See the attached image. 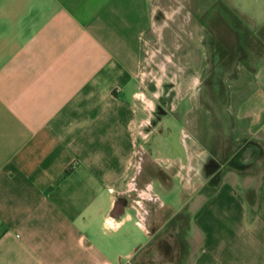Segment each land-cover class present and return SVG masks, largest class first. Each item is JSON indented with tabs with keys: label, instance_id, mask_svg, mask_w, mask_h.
<instances>
[{
	"label": "crops",
	"instance_id": "crops-1",
	"mask_svg": "<svg viewBox=\"0 0 264 264\" xmlns=\"http://www.w3.org/2000/svg\"><path fill=\"white\" fill-rule=\"evenodd\" d=\"M237 17V104L224 111L250 167L207 193L194 191L201 152L180 162L197 197L189 264H264V168L252 169L264 161V0H239ZM153 20L152 0H0V264L150 258L162 206L142 179L139 74Z\"/></svg>",
	"mask_w": 264,
	"mask_h": 264
},
{
	"label": "rangeland",
	"instance_id": "rangeland-1",
	"mask_svg": "<svg viewBox=\"0 0 264 264\" xmlns=\"http://www.w3.org/2000/svg\"><path fill=\"white\" fill-rule=\"evenodd\" d=\"M237 4L239 0H152L154 20L146 34L139 74V91L144 98V102L139 100V103L145 104L147 115V135L140 141L145 157L142 179L152 183L159 196L156 204L162 207L154 220L161 227V233L168 228L163 224L164 218L171 216L179 219L176 231L183 240L188 234L189 203L196 202L197 197L178 173L179 164L188 163L191 151L207 154L213 146L221 151L222 143L231 140L224 117L225 101L222 99L215 111L197 93L205 65L202 31H209L210 38L229 37L230 51L237 58V20L241 21L237 17ZM245 25L250 31L249 24ZM236 84L237 80L233 87ZM236 93L230 99L234 105L237 104ZM229 168V164L224 165L218 174ZM263 168L264 161L252 166L257 172ZM200 181L196 175L194 191ZM203 189L212 193L215 185ZM161 246L167 252L166 246ZM185 253L186 248L177 264H189ZM140 263L150 264L149 257Z\"/></svg>",
	"mask_w": 264,
	"mask_h": 264
},
{
	"label": "flooded vegetation",
	"instance_id": "flooded-vegetation-1",
	"mask_svg": "<svg viewBox=\"0 0 264 264\" xmlns=\"http://www.w3.org/2000/svg\"><path fill=\"white\" fill-rule=\"evenodd\" d=\"M202 32L204 34L203 43L205 46V65L203 67L202 74H200L199 76V87L197 93H199L203 97V100L207 101L211 109L213 108L215 111H217V104L221 105L222 99L225 101L226 104L229 103L231 99L233 84L234 81L237 80V58L230 51V45L228 43V40L230 39L229 37L224 35L222 37L218 36L217 39L215 37L210 38L209 31L203 29ZM216 59H218L217 62L215 61ZM235 63L236 69L233 72V67L235 66ZM219 68L223 70L224 75L219 85L217 86L216 75L218 74ZM224 115V117H226L225 111ZM228 126V132L231 137V140L228 141V143L225 141L222 143L223 147L221 148V151H217L213 146V149H211L207 154L201 153L198 156V160L201 163V170H194V181L195 176L197 175V180H201V182H203L202 185H204V187L209 186L211 184L216 174L220 172V166L222 164L226 165L232 161L240 162L238 160L237 153L242 148V142L238 141L232 133L231 126H233V123H231L230 125L228 123ZM177 215L175 216L176 218ZM163 224L168 227L166 231L172 229L176 232L180 242V236L176 231L178 230L179 219L175 220L171 216H166V218H164ZM165 232H160L159 235H162ZM163 244L167 248V253H170L173 249L172 245L165 239L162 242V245Z\"/></svg>",
	"mask_w": 264,
	"mask_h": 264
},
{
	"label": "water",
	"instance_id": "water-1",
	"mask_svg": "<svg viewBox=\"0 0 264 264\" xmlns=\"http://www.w3.org/2000/svg\"><path fill=\"white\" fill-rule=\"evenodd\" d=\"M223 70L218 69V74L216 75V84L219 85L223 77ZM252 161V158L248 153H244V163ZM165 240L169 241L173 249L170 253L166 252V249L161 246L162 242ZM151 264H177L181 255V245L177 234L172 229L165 234L160 235L153 244L149 247Z\"/></svg>",
	"mask_w": 264,
	"mask_h": 264
},
{
	"label": "trees",
	"instance_id": "trees-1",
	"mask_svg": "<svg viewBox=\"0 0 264 264\" xmlns=\"http://www.w3.org/2000/svg\"><path fill=\"white\" fill-rule=\"evenodd\" d=\"M230 167L231 168H234V169H237V170H240V171H244L246 169H248L250 166L249 165H245V164H242L240 162H235V161H232L229 163ZM220 179H221V174H216V176L214 177L213 181L211 182L210 185H218L219 182H220ZM254 202V200H252ZM180 242H181V245H182V256H183V252H184V249H185V246H184V240L181 238L180 236Z\"/></svg>",
	"mask_w": 264,
	"mask_h": 264
}]
</instances>
